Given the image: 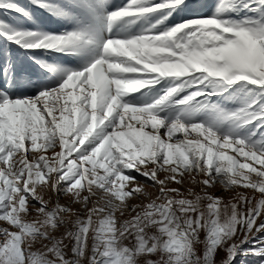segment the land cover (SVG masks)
<instances>
[{"label": "snow or ice", "instance_id": "6c2138e0", "mask_svg": "<svg viewBox=\"0 0 264 264\" xmlns=\"http://www.w3.org/2000/svg\"><path fill=\"white\" fill-rule=\"evenodd\" d=\"M34 2L56 14L46 0ZM111 4L96 0L109 30L125 18L168 10L163 23L188 7L185 0H129L109 12ZM236 4L255 5L262 15L223 18ZM59 15L76 27L2 34L25 49L64 54L93 43L90 23L70 10ZM0 72V264H233L264 257V239L252 243L264 233V0H221L210 16L163 33L109 38L90 66L69 69L60 86L33 97L13 98L19 73L10 64ZM168 77L181 82L153 104L123 102ZM238 82L258 86L259 97L236 110L219 108L212 97ZM186 89L193 90L176 105L215 106L221 122L161 118ZM227 122L235 129L221 132ZM252 124L255 131L241 136L238 129Z\"/></svg>", "mask_w": 264, "mask_h": 264}, {"label": "rangeland", "instance_id": "374dc122", "mask_svg": "<svg viewBox=\"0 0 264 264\" xmlns=\"http://www.w3.org/2000/svg\"><path fill=\"white\" fill-rule=\"evenodd\" d=\"M46 2L56 10V14L46 8L38 7L34 0H0V5L12 6L11 8L0 7V65L10 64L13 72L16 73L18 71L19 73L18 86L10 93L13 98L33 97L43 90L60 86L66 79V73L69 69H84L95 62V60L102 55L103 42L109 38H130L149 30L163 33L183 21L200 16H210L217 6L220 5L221 0H185L188 7L183 10L178 8L163 23L158 24L157 22L166 15L168 10L147 14L140 18H125L119 23L114 24L111 30H109L106 14H103L101 10L96 7V0H79V3L75 7L73 6L72 0H46ZM128 2L129 0H112V4L108 11L115 10L117 7L122 8ZM152 2L158 4L161 0H152ZM192 5H206L207 7L195 9ZM254 8L255 5L243 7L242 4H236L235 10H226L223 13V18L242 21L245 18L260 17L262 14L253 10ZM13 9H19V11ZM61 10H70L76 13L79 17V23L91 24V34L94 37L93 43L87 45V47L77 54H64L45 49H25L2 34L13 32L47 34L73 30L76 24L59 15ZM99 44L102 45L100 46ZM141 76L143 78H149L146 74H141ZM3 79V73L0 72V81H3ZM180 82L181 78H161L159 83L146 85L142 89L127 94L122 99L123 102H127L132 106L151 105L163 96L168 88L175 87L176 84ZM192 90L193 89H186L174 96L173 99L167 103L164 111L159 113L160 117L165 118L168 122H172L179 118L186 123L203 122L210 125L219 124L221 122V117L219 109L215 106L193 109L191 105L183 106L174 103V101L186 96ZM260 93L261 90L258 86L246 82H238L229 88L222 97H212V100L215 101L221 109L236 110L244 106L245 102H250L258 98ZM49 102H51V98ZM233 129H235V123L227 122L223 124L220 131L227 133ZM255 129L256 125L252 124L240 128L238 131L241 136H244L250 135ZM163 131L164 130L161 129V134H163ZM259 131L264 132V128H261ZM177 135L182 134L177 133ZM193 135H195V133H193ZM257 136H259V133H257ZM86 147L92 148L93 145L87 144ZM136 175L138 179H143L139 177L138 174ZM150 191L154 192L153 189H150ZM214 191L225 198H229L222 188L218 187ZM62 202L66 203L67 200L65 199ZM133 203H138V201H133ZM256 239H264V233H259L253 239L252 243H254ZM250 246L251 244H246L243 247L247 248ZM258 259H264V257L256 258L247 256L242 259L238 257L233 264H258Z\"/></svg>", "mask_w": 264, "mask_h": 264}, {"label": "bare ground", "instance_id": "6f19581e", "mask_svg": "<svg viewBox=\"0 0 264 264\" xmlns=\"http://www.w3.org/2000/svg\"><path fill=\"white\" fill-rule=\"evenodd\" d=\"M58 1V0H57ZM61 1V0H60ZM50 2V1H49ZM70 2V1H69ZM21 3V2H20ZM29 3V2H28ZM16 4V3H15ZM27 4V3H26ZM37 8V7H36ZM26 9H27V7H26ZM80 9V8H79ZM108 9H110V8H108ZM41 10V9H40ZM48 10V9H47ZM76 10V9H75ZM38 11V10H37ZM36 12V11H35ZM43 12V11H42ZM78 12V11H77ZM33 13V12H32ZM35 16H37V15H35ZM35 16H34V18H35ZM51 17H52V15H51ZM27 18V17H26ZM37 18V17H36ZM41 18H42V16H41ZM47 18H48V16H47ZM54 18V17H53ZM28 19V18H27ZM39 19V18H38ZM40 20V19H39ZM49 20H50V18H49ZM51 21V20H50ZM54 21V20H53ZM49 22V21H48ZM51 24V23H50ZM49 24V25H50ZM47 26H48V24H47ZM29 27H30V25H29ZM95 28V27H94ZM94 34V33H93ZM95 36V35H94ZM98 36V35H97ZM2 37V36H1ZM99 38V37H98ZM6 40V39H5ZM100 46L102 45V44H99ZM97 46H98V44H97ZM101 48V47H100ZM74 55V54H73ZM66 57H68V56H66ZM69 58H71V57H69Z\"/></svg>", "mask_w": 264, "mask_h": 264}]
</instances>
